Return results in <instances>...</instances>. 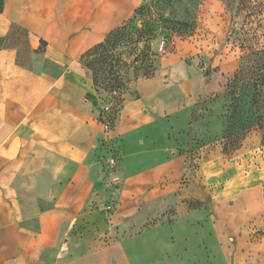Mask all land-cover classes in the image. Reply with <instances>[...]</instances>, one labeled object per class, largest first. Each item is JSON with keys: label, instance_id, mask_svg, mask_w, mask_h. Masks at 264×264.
I'll list each match as a JSON object with an SVG mask.
<instances>
[{"label": "crops", "instance_id": "1", "mask_svg": "<svg viewBox=\"0 0 264 264\" xmlns=\"http://www.w3.org/2000/svg\"><path fill=\"white\" fill-rule=\"evenodd\" d=\"M143 2L5 0L0 264H203L199 245L185 238L198 229L183 235L177 219L147 225L142 197L175 189L174 171L188 164L179 154L188 128L183 113L223 91L236 65L209 50L166 56L155 74L120 94L105 131L99 116L107 95L95 87L82 56ZM201 59L213 66L212 75ZM236 161H221L229 182L242 179ZM217 164L211 157L202 169ZM204 256L208 264H233L215 244Z\"/></svg>", "mask_w": 264, "mask_h": 264}, {"label": "rangeland", "instance_id": "2", "mask_svg": "<svg viewBox=\"0 0 264 264\" xmlns=\"http://www.w3.org/2000/svg\"><path fill=\"white\" fill-rule=\"evenodd\" d=\"M125 25L107 51L86 59L106 58V70L99 74L102 94L109 89L106 83L119 77L120 97L183 48L194 55L216 51L221 61L229 57L236 65L223 91L183 113L188 128L179 154L188 164L174 171L175 189L142 197L147 225L177 219L183 235L198 229L185 238L199 245L203 264L213 244L233 264H264V0H144ZM162 40L165 52L158 51ZM110 62L114 72L105 79ZM199 64L214 73L203 59ZM119 97L112 101L113 112L119 110ZM211 157L217 168L202 169ZM233 158L242 179L229 182V169L221 161ZM111 184L119 188L116 181ZM161 186L168 189L169 183Z\"/></svg>", "mask_w": 264, "mask_h": 264}, {"label": "trees", "instance_id": "3", "mask_svg": "<svg viewBox=\"0 0 264 264\" xmlns=\"http://www.w3.org/2000/svg\"><path fill=\"white\" fill-rule=\"evenodd\" d=\"M4 4H5V0H0V11L3 10L4 8ZM138 10V9H137ZM136 10V11H137ZM129 21V20H128ZM127 23V22H126ZM125 23V24H126ZM122 25L114 30H112L106 37V39L95 45L94 47H92L91 49H89L87 52H85L82 56V61L83 63L89 68L92 70L93 72V78H94V84H95V87L97 88V90H99V74H103V72L106 70V58L104 57H99L97 59H93L91 61H86V59L90 56H93L94 54L100 52V51H107L108 48L112 45L111 44V40H112V37L119 33L126 25ZM114 44V43H113ZM257 52V51H256ZM112 61V60H111ZM110 65V68L107 70V73L108 75L105 76V79L106 78H110L113 74V69H114V66L112 65V62L109 63ZM206 75H209V73H207ZM106 86L109 88V89H105L104 91L106 92V95H107V100L112 102L115 98L113 96V92H117V90L119 89V87H121V81L119 79V77H114V79H112V82H108L106 83Z\"/></svg>", "mask_w": 264, "mask_h": 264}, {"label": "built area", "instance_id": "4", "mask_svg": "<svg viewBox=\"0 0 264 264\" xmlns=\"http://www.w3.org/2000/svg\"><path fill=\"white\" fill-rule=\"evenodd\" d=\"M166 46H167V43L165 40L160 41L158 43V51L159 52H165ZM113 96L115 99L117 97H119L116 92H113ZM112 106H113L112 102L106 100L103 103V106H102L101 111H100L99 120H100L105 131H110L112 128V120H113V118H112L113 117V107ZM115 163H116L115 157H112L111 159H109L110 165H115ZM107 209L111 210L112 206L108 205Z\"/></svg>", "mask_w": 264, "mask_h": 264}]
</instances>
